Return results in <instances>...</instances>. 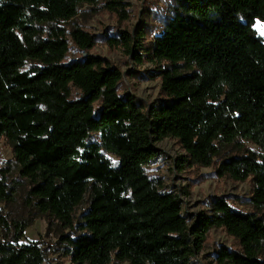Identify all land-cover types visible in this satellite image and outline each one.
I'll use <instances>...</instances> for the list:
<instances>
[{"label":"trees","instance_id":"1","mask_svg":"<svg viewBox=\"0 0 264 264\" xmlns=\"http://www.w3.org/2000/svg\"><path fill=\"white\" fill-rule=\"evenodd\" d=\"M86 5L130 17L126 0H0V139L12 144L39 212L74 228L75 211L92 197L78 236L62 239L72 264H200L215 228L241 247L221 248L218 264H264V39L255 29L264 0H172L159 34L149 12L145 28L108 38L135 61L158 64L163 99L149 108L120 95L122 71L90 54L95 35L68 29ZM71 42L86 55L68 61ZM166 138L185 152L180 170L211 167L222 149L239 146L217 175L252 178L257 211L214 196L190 224L180 196L146 171L159 155L155 143ZM8 170L0 168V203L13 200ZM0 222L11 231L1 212ZM14 227L13 239L0 243V264H47L38 242L19 244L28 224Z\"/></svg>","mask_w":264,"mask_h":264},{"label":"rangeland","instance_id":"2","mask_svg":"<svg viewBox=\"0 0 264 264\" xmlns=\"http://www.w3.org/2000/svg\"><path fill=\"white\" fill-rule=\"evenodd\" d=\"M130 7V17L121 21L118 17L99 7L84 6L78 16L67 24L68 29L74 25L81 27L84 31L95 35L97 42L90 54L104 57L110 61V65L119 68L123 73L120 84V95L131 93L138 97L146 108L157 105L162 101L161 78L157 75L158 64L145 60L140 63L135 61L122 46L113 47L108 43V38H120L122 32L134 34L143 26V20L149 12L156 29L155 35L160 33L161 21L168 11L172 0H126ZM154 19H156L154 21ZM255 29L259 36L264 39V22L256 21ZM68 39H71L69 36ZM149 42L150 39L148 38ZM68 61L80 59L86 52L80 51L73 42L70 43ZM142 55L143 52H142ZM38 63L31 61L29 66H37ZM165 65V63L163 64ZM73 98H80V91L72 89ZM98 139V135H94ZM155 146L159 150L158 157L146 166L148 175L153 179H160L165 184V190L178 194L183 203V214L188 217L190 224L194 223L196 215L204 210L210 211L212 198L223 196L228 199L235 210L250 213L257 210L250 202L253 196L254 182L252 178L246 181H235L229 177H219L217 169L220 162L227 156L240 152L239 146H228L222 149L221 156L215 159L211 167H187L180 170L176 166L179 156L185 152L179 142L174 138H166L157 141ZM249 150L261 152L252 143H246ZM105 156L115 165L118 158L112 153L105 152ZM0 168L9 169L7 182L14 188L13 200L10 203H0V212L8 221L11 231L6 229L0 222V243L13 239L15 233L14 223L19 221L27 223L24 237L19 244L38 242L46 255L47 264H72L70 256L67 255L66 246L63 242L65 236L72 238L78 236V226L82 217L90 210L92 197L87 194L82 205L74 213V228L65 227L61 222L39 212L34 203L28 198L31 182L20 175V168L16 164L12 144L6 139H0ZM230 250H241L238 241L229 235L223 228L211 230L203 251L198 255L200 264H218L216 257L221 248ZM261 257L264 258V246ZM114 264H130L129 262Z\"/></svg>","mask_w":264,"mask_h":264}]
</instances>
